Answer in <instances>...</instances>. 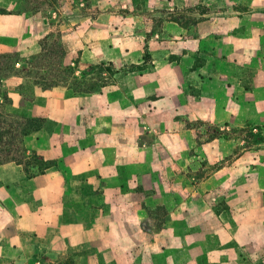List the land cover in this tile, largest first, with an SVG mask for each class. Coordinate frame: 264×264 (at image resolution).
<instances>
[{"label": "crops", "instance_id": "crops-1", "mask_svg": "<svg viewBox=\"0 0 264 264\" xmlns=\"http://www.w3.org/2000/svg\"><path fill=\"white\" fill-rule=\"evenodd\" d=\"M29 3L34 0H0V9L6 10L0 12V53L26 58L38 52L51 18L58 16L67 57L78 47L80 59H98L103 45L112 43L120 57L130 58L127 45L143 43L140 29L155 20L163 34L177 38L182 60H194L204 46L207 59L224 60L207 70L211 76L225 75L230 84H225L230 97L224 105H264V0ZM188 11L193 18L179 15ZM170 12L173 17H164ZM249 71L247 87L243 76ZM8 95V112L49 124L26 135L23 143L27 152L54 165L27 176L21 164H0V264H242L246 252L264 259V236L246 218L254 217L257 202L264 204V180L252 184L253 190L242 180H224L227 217L208 237L181 206L168 205L183 202L181 196L160 195L155 202L145 196L150 186L143 169L128 157L142 148L121 149L112 134V110L107 108L118 100L104 98L103 91L90 104L60 86H34L24 104L15 86ZM83 108L89 112L82 116ZM156 205L170 208L159 228L148 214ZM259 209L264 212V205ZM218 240L222 245L217 248Z\"/></svg>", "mask_w": 264, "mask_h": 264}, {"label": "rangeland", "instance_id": "rangeland-1", "mask_svg": "<svg viewBox=\"0 0 264 264\" xmlns=\"http://www.w3.org/2000/svg\"><path fill=\"white\" fill-rule=\"evenodd\" d=\"M28 5L36 7L37 4ZM199 10L201 13L202 9ZM191 13L179 15L193 18ZM173 14L170 12L164 17H173ZM57 19L62 17L51 18L52 25L47 31L52 34L49 42L58 41L59 34L61 37ZM159 25L160 21L154 20L149 27L140 29L145 33L141 35L144 42L127 45L130 58L120 57L112 43L103 45L98 59L89 55L80 59V49L74 47V52L65 56L62 63L74 68L77 77L89 65L103 63L106 67L109 62L116 73L111 84L100 92L77 93L66 88L81 98L87 97L92 101L90 104L101 98L103 91L104 98L119 101L107 108L112 110L108 114L113 117L112 134L119 139L121 149L142 148L128 157L134 160L136 169H143L145 181L150 186L143 190L145 196L151 197L152 202L160 195L181 196L183 202L168 203L170 208L181 206L206 236L213 237V229L224 226L227 217H224V180L231 178L233 182H247V190L256 189L252 184L258 185L264 180V105H224L223 102L230 97L229 91L225 90V84L229 82L224 80L225 75L207 73L224 60L207 59L205 56L209 51L205 46L194 60H182L177 38L163 34ZM29 57L19 56L10 63L20 69ZM251 77V71L243 76L247 87ZM1 82L7 95L15 86L25 101L32 97L34 86L40 88L32 77L16 75L14 71ZM237 95L238 92L233 93V96ZM10 101L9 97L6 105ZM85 110L83 108L82 116L89 112V108ZM90 112L96 115L94 108ZM212 135L217 137L212 138ZM24 155L29 157L22 156L29 173L39 171L35 164L38 157L31 152ZM125 157L121 153V158ZM263 205L257 202L254 217H246L259 236H264V212L259 209ZM170 208L156 205L148 209L155 228L165 221ZM213 245L218 248L222 242L218 240ZM245 259L242 264H264V259L255 258L251 253L246 252Z\"/></svg>", "mask_w": 264, "mask_h": 264}, {"label": "trees", "instance_id": "trees-1", "mask_svg": "<svg viewBox=\"0 0 264 264\" xmlns=\"http://www.w3.org/2000/svg\"><path fill=\"white\" fill-rule=\"evenodd\" d=\"M42 2L52 4L55 0H47V2L44 0ZM42 2L34 1L37 5ZM0 12H6V10L0 9ZM51 36L52 34L47 32L41 37L39 51L25 60L20 69L13 67V64L10 63L11 59L19 57L17 53H0V164L14 161L23 165L24 168L25 164L22 156L29 157L24 155L27 153V149L23 139L46 122L41 117H24L5 110L4 106L9 101L8 95L2 89L3 83L1 81L5 76L7 77L14 71L16 75L23 74L26 77H32L34 84L44 90L65 86L77 93H92L100 92L102 88L111 84L116 73L112 63L109 62L106 67L103 63L89 65L81 72L80 77H77L74 68L62 63L66 51L60 40V34L58 41L52 40L49 42ZM19 102L24 104L26 101L21 98ZM213 135L212 138L217 137ZM31 154L38 157L35 164L40 170L29 173V170L25 167L24 170L27 176L41 173L44 169L54 165L53 160L43 159L35 152H31Z\"/></svg>", "mask_w": 264, "mask_h": 264}]
</instances>
